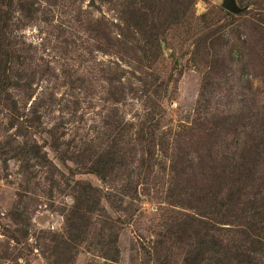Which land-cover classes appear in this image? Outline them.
<instances>
[{"label": "rangeland", "instance_id": "obj_1", "mask_svg": "<svg viewBox=\"0 0 264 264\" xmlns=\"http://www.w3.org/2000/svg\"><path fill=\"white\" fill-rule=\"evenodd\" d=\"M237 2L0 0V264H264V185L227 201L212 127L264 106Z\"/></svg>", "mask_w": 264, "mask_h": 264}, {"label": "trees", "instance_id": "obj_2", "mask_svg": "<svg viewBox=\"0 0 264 264\" xmlns=\"http://www.w3.org/2000/svg\"><path fill=\"white\" fill-rule=\"evenodd\" d=\"M212 117H215V122H212L214 133L226 129L227 126L233 129L231 144L225 142L222 144L221 153L215 152L218 158L225 162L226 172H220V175L231 177L232 181H240L236 189L231 190L232 197L227 201L234 200L235 209L239 213H248L252 208L259 207L256 206L259 196L247 191V187L264 185V106L255 105L243 111L242 116L234 114L230 107L224 110L215 109ZM211 145L215 150L213 143ZM223 196L228 198L230 194L226 193ZM255 212L264 218L263 209ZM260 225L253 224L251 230L258 233L263 231Z\"/></svg>", "mask_w": 264, "mask_h": 264}, {"label": "water", "instance_id": "obj_3", "mask_svg": "<svg viewBox=\"0 0 264 264\" xmlns=\"http://www.w3.org/2000/svg\"><path fill=\"white\" fill-rule=\"evenodd\" d=\"M223 7L235 14H239L246 9V7H241L237 0H223Z\"/></svg>", "mask_w": 264, "mask_h": 264}]
</instances>
